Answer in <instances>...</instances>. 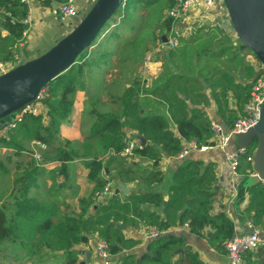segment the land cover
Wrapping results in <instances>:
<instances>
[{
  "label": "trees",
  "instance_id": "obj_1",
  "mask_svg": "<svg viewBox=\"0 0 264 264\" xmlns=\"http://www.w3.org/2000/svg\"><path fill=\"white\" fill-rule=\"evenodd\" d=\"M52 1L44 5L49 6ZM131 1L124 3L75 65L43 89L47 110L44 117L26 114L7 136L0 137V150H13L17 156L28 152L31 143L45 145L47 154L40 162L59 163V175L66 182L71 180V163L88 160L85 164L88 181L93 185L89 197L80 200L78 215L59 216V206L31 204L32 199L27 197L34 172L38 170L27 169L18 175L11 194L15 200L14 215H9L6 204L0 205V262L14 258L24 264H79L78 248L88 246L91 237L98 236L107 245L108 264H207L187 245L184 237H163L179 225L203 239L210 230V246L222 255L227 254L226 243L234 237L235 225L225 213L213 212L219 197L214 191L217 173L213 165L184 160L173 176L167 201L161 193L152 191L155 185L164 182L165 173L159 169L164 157L177 158L182 153L184 144L180 138L195 141L199 150L216 145L208 108L215 106L232 130L250 101L257 71L246 62L244 52L253 53L239 40L234 43L232 36L220 26H203L191 38L181 39L174 49L166 48L162 71L151 86L135 78L122 96L113 97L115 111H94L96 119L86 143L60 138L62 125L73 114L76 93L83 87L92 66L91 58L108 57L112 53L105 47L92 51L102 40L119 43L117 57L125 56L117 62L121 70L128 63L140 64L156 43L164 41L162 33L171 32L175 21L165 13L180 0H133L134 7L130 6ZM28 9L21 0H0V61L3 63L20 56L26 42L24 33L29 31L24 23ZM29 60L32 59L21 63ZM165 108L175 131L161 114ZM126 130L135 132L134 141L138 142L140 136L146 140L144 146L136 147L134 156L152 162L153 171H141L138 164L123 156L129 141ZM256 147L253 144L239 154L238 175L243 167L255 174L248 158L254 155ZM0 171L7 172L2 167L1 153ZM118 179L125 184L138 181L143 188L125 199L110 196L99 201L98 197L108 187L114 194L112 185ZM247 191L250 201L245 212L255 228L264 231V183H254ZM141 228L162 237L153 241L139 260L133 254L123 256L142 243L140 239L127 237V232ZM178 250L183 253L174 261ZM245 261L264 264L254 253L247 254Z\"/></svg>",
  "mask_w": 264,
  "mask_h": 264
},
{
  "label": "crops",
  "instance_id": "obj_2",
  "mask_svg": "<svg viewBox=\"0 0 264 264\" xmlns=\"http://www.w3.org/2000/svg\"><path fill=\"white\" fill-rule=\"evenodd\" d=\"M74 1L79 10V16L78 18H70L68 20H63L61 17L54 16L52 14L55 9L59 8L62 2L53 0L49 6H45L42 2H34L32 4L31 17L33 21L30 24V31L26 37V42L21 50L20 56H17L18 62L21 63L26 59H34L47 52L60 39H62L75 24L78 23L81 16L85 14V11L89 8L90 2L93 0ZM167 13L168 11L165 13L166 17ZM219 19H221V21H219ZM182 22L183 24H186L185 28L189 27L190 29V32L187 35H190L189 38L196 33V30L201 29L203 26H220L232 36L234 43L238 42V39L234 35V30L227 13L225 11H219V9H208L201 2H197L192 7L187 15V18H185ZM167 34L168 33L164 32L160 35L163 38ZM3 36H6V34L3 33ZM118 45L119 43L110 41V51L112 53L108 57L101 56L100 58H97L96 56H93L91 58L90 61H92V66L89 67L83 80V87L79 88L76 93L73 114L70 117V120L64 123L61 127L60 138L62 140H70L78 144L86 143L91 137L90 131L96 119L94 111L111 112L117 109V107L112 103L113 97L122 96L125 89L130 86V84L125 85L127 78L126 75L122 74V71L116 68L117 62L125 58V56L122 57V59L117 57L116 51ZM157 46L158 43L152 47V51L149 50L146 53L145 59L147 55L152 53ZM244 55L246 62L255 67V70L257 71V79L262 77L264 69L258 59H256V56L251 54L249 51L244 52ZM29 56L30 58H28ZM164 60L165 58L160 59L158 58V55H154V59L151 63L146 64L144 62L147 69L146 73L149 74V79L145 80L146 82L149 80L153 82L159 77ZM7 63L17 64L16 58L15 61L12 60ZM155 68L160 71L158 76L153 73ZM45 112L47 113L46 108ZM207 113L212 120V126H219L222 128L224 135H229V131L231 132V129L218 115L216 107L211 106L207 109ZM161 114L164 118L169 120L171 128L175 131L176 128L170 119L167 108L163 109ZM126 131L128 140L134 141L133 136L135 135V132L130 130ZM1 135H3V131L2 124L0 123V136ZM180 139L182 144L187 142L186 139ZM219 140L220 137L215 133L214 142L216 145L208 150L193 151L182 158H170L166 155L159 167V169L165 173L164 182L161 185H155L152 191L161 193L164 196L165 201H167L173 176L184 160L194 159L204 162L206 166L213 165L216 168L217 173L214 191L219 194V197L214 203L213 212L215 214L223 212L234 222V236L248 235L252 233V229L250 228L251 221L249 220V215L245 211L250 201L249 191H247L248 185L250 184L248 179L253 177V174H250V172L243 167L237 177L233 178L229 175V157L230 152L234 150V144L230 141L228 145L223 147L219 145ZM137 143V147H139V140ZM28 149V152H24L19 156H17L13 150H0L2 167L7 169V172L0 171V175L10 177L11 182L14 185L17 176L23 174L27 171V169H29V171L38 170L34 172V180L27 196L32 199L31 204L38 202L39 204L49 207L57 205L60 207V210L58 211L59 216L70 214L78 215L80 212V209L78 210L80 200L89 197L93 189V185L88 181V169L85 165L88 160H76L72 162L70 167L71 180L66 182L65 178L59 175V163L54 161L52 162V160L41 163L36 160L35 155L40 153L42 156L44 154L46 156L47 149L43 150L39 143L29 144ZM49 155L52 156L50 152ZM127 158L130 163H134L136 165L138 164V166L142 169L141 171H144L145 169L153 171L151 168L153 165L152 162L147 163L134 155L133 157ZM30 166H32V168ZM12 177H14V181ZM142 180L145 181V178ZM125 185L131 190L130 194L143 188L138 181H130ZM117 186V183L116 185H112L114 190ZM55 187L57 188L55 189ZM50 188L53 189V192L49 195ZM119 196L124 199L128 197H125L122 194ZM7 197L8 196L4 193L0 194V205H3V202ZM11 199H13V197ZM11 202L12 207L15 200L13 199ZM64 207H68V209ZM71 209H74L75 212L72 213ZM8 213L9 215H14V209L9 207ZM147 231V228H141L140 230H131L127 232V237L140 239L142 240V243L137 246L135 250L127 254L125 253L123 256L133 254L136 255L137 260H139L148 252L151 243L155 240L148 238ZM260 231L262 232L261 235L264 239V231L261 229ZM167 234L172 235L171 238L184 237L187 245L192 247V249L200 255L203 262L207 264H227L228 262L227 254L222 255L210 246L208 242V238L211 236L210 230H208V237L206 239L192 235L186 226L181 225L172 228ZM101 242L102 241L98 236H92L90 244L88 246L79 247L78 250L79 252H91L93 255L92 264H108L107 261H109V258L106 260L99 255V244ZM261 249H264V245L261 246L259 250L252 253L256 254L257 258L260 256L262 262L264 263V250L260 252ZM181 253H183V250H178L174 261L179 259V254ZM245 257L243 264H246ZM85 260L86 257L80 253V262H84Z\"/></svg>",
  "mask_w": 264,
  "mask_h": 264
},
{
  "label": "water",
  "instance_id": "obj_3",
  "mask_svg": "<svg viewBox=\"0 0 264 264\" xmlns=\"http://www.w3.org/2000/svg\"><path fill=\"white\" fill-rule=\"evenodd\" d=\"M126 1H91L77 26L74 29L72 27L47 52L32 60L14 65L11 70L0 75V123L2 129L20 110L35 104L43 89L77 63L79 56L91 48ZM222 1L235 37L243 46L253 52L264 69V0ZM163 40L166 42L165 36ZM183 98L188 100L185 96ZM138 140L139 148H141L146 140L141 136L138 137ZM231 141L234 144V150L230 152V155L246 151L250 146L256 144L257 147L253 155L255 174L248 179L250 182L248 188L254 183L264 182V102L258 124L245 133L233 135ZM117 184L113 197L121 194L126 197L130 194L131 190L122 181L118 179ZM117 227L126 231V227L121 225H117ZM163 237H172V235L166 234ZM80 253L86 257V260L79 264H92L93 255L91 252L81 251Z\"/></svg>",
  "mask_w": 264,
  "mask_h": 264
},
{
  "label": "built area",
  "instance_id": "obj_4",
  "mask_svg": "<svg viewBox=\"0 0 264 264\" xmlns=\"http://www.w3.org/2000/svg\"><path fill=\"white\" fill-rule=\"evenodd\" d=\"M24 4L28 6V17L25 20V24L29 26L30 31V24L32 23L33 19L31 17V9L32 4L34 2H42L45 3L48 0H21ZM201 2L206 8L208 9H219V11H225V6L222 0H180L178 5L173 8L171 11L167 13L168 17L174 19L175 23L174 26L165 37L166 42H160L161 46H165L167 49H174L177 47L179 41L181 39H187V36L190 32L189 27L185 28L186 24H183V20L187 18L189 11L192 7L197 3ZM52 14L54 16H59L63 20H68L70 18H78L79 10L75 5L74 0H67L66 2L62 3L59 8L55 9ZM29 31L24 33V36L27 37ZM162 46V47H163ZM165 47L162 48L164 52ZM160 52V49L153 51L152 53L148 54L145 63H151L154 59V55H157ZM18 56V55H17ZM16 63L9 64L3 63L0 61V75L6 73L7 71L11 70L14 65L21 64L18 62V57H16ZM46 98V90H42L39 95L38 101L35 104L27 106L20 110L17 114H15L6 127L2 129L3 135L0 137H5L9 133V131L16 127L17 123L20 122L26 114H32L34 116H43L46 114L45 112V104L44 100ZM264 102V75L258 78L252 88L251 98L249 103L245 107V113L235 124L234 129L231 130L229 135H224L222 128L217 125L213 126V131L220 137L219 145L225 147L228 145L232 139L233 135H238L241 133L247 132L249 129L255 127L261 116V107ZM43 150H46L47 147L43 144H39ZM138 146L136 141H128L126 144V148L124 150L123 156L125 157H133L134 150ZM210 148L204 147L201 150L198 149V146L195 141H187L184 144V148L182 153L180 154L179 158H182L188 155L190 152L193 151H204ZM245 151H241L239 153H235L230 155V165L228 169L229 175L233 178L238 176L239 170V154L244 153ZM37 161H41V155H35ZM248 161L253 163V156L248 158ZM113 191L110 188H106L105 192L100 194L98 197L99 201H104L110 196H112ZM250 228L252 229V233L243 236H234L231 240L226 243V250H227V257L228 262L227 264H243L244 257L252 252H255L260 249L261 246L264 245V239L262 238V232L255 228V226L250 222ZM162 234H158L155 231H151L148 233V238L150 239H157ZM99 255L108 260L109 255L107 253V245L104 242L99 244Z\"/></svg>",
  "mask_w": 264,
  "mask_h": 264
},
{
  "label": "rangeland",
  "instance_id": "obj_5",
  "mask_svg": "<svg viewBox=\"0 0 264 264\" xmlns=\"http://www.w3.org/2000/svg\"><path fill=\"white\" fill-rule=\"evenodd\" d=\"M130 6L131 7L135 6L133 0L131 1V5ZM196 32H197V30H196ZM100 47H106V48H108L110 50V40H102L101 43L98 45V47L93 49L92 51L94 52L96 49H99ZM162 48L163 47L158 42V46L155 48V50L160 49V52L157 54L158 58H160V59H164L165 55H166V53L162 51ZM151 51H152V49H151ZM145 56L146 55H144L143 60H142V62L140 64L128 63L124 67H122V69H121L122 74H125L126 77H127L125 85L131 84V81H133L135 78H138L140 80H148L149 79V77H148L149 74L146 73L147 69H146L145 64H144ZM122 57L123 56H120V59H122ZM119 66H117L116 68H118ZM143 67H144V69H143ZM159 72L160 71L157 68H155L154 71H153V73H155V75H157V76H158ZM117 81H118V79H117ZM155 81H156V79L153 82L149 80L147 82V86L152 85ZM39 155H41V154L39 153ZM44 156H45V154L43 156L41 155V159H43ZM12 179L14 181V177H12ZM48 184H50V183H48ZM46 185H47V183H46ZM52 186H53V182H52ZM13 187H14V185L12 184L10 177L0 175V194L4 193V194H6V196H8L6 198V200L3 202V204H6L8 206L7 207L8 209H9V207L12 208V209L14 208L13 206L11 207V203H12L11 200H13V199H11L13 197V196H11V193H12ZM56 188L57 187H55V189ZM52 192H53V189L50 188L49 195ZM64 208L68 209V207H64ZM79 209H80V205H79L78 210ZM71 212L74 213L75 210L71 209ZM0 264H24V263L22 261H19V260L16 261L14 258H10V259L1 261ZM25 264H27V263H25Z\"/></svg>",
  "mask_w": 264,
  "mask_h": 264
}]
</instances>
